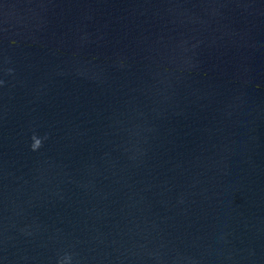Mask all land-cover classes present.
I'll use <instances>...</instances> for the list:
<instances>
[{
  "label": "water",
  "instance_id": "obj_1",
  "mask_svg": "<svg viewBox=\"0 0 264 264\" xmlns=\"http://www.w3.org/2000/svg\"><path fill=\"white\" fill-rule=\"evenodd\" d=\"M0 264H264V0H0Z\"/></svg>",
  "mask_w": 264,
  "mask_h": 264
}]
</instances>
